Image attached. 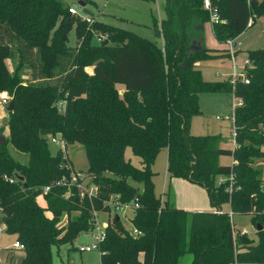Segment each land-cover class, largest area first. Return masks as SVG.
I'll use <instances>...</instances> for the list:
<instances>
[{
    "label": "trees",
    "instance_id": "obj_1",
    "mask_svg": "<svg viewBox=\"0 0 264 264\" xmlns=\"http://www.w3.org/2000/svg\"><path fill=\"white\" fill-rule=\"evenodd\" d=\"M210 1L221 19L212 24L219 43L238 37L252 13L263 12L254 0ZM68 9L60 0H0V92L7 91L13 102L9 136L0 146L1 222L24 247L20 264H52L53 248L72 246L94 227L96 213H109L115 204L129 205L137 234L114 214L99 245L100 264H180L185 255L191 256L189 264H230L234 259L264 264V229L256 231V242L248 236L233 242L227 213L175 208L170 187L164 201L156 197L152 172L156 157L166 150L169 179L204 188L213 210L227 205L234 215H251L255 227L263 226L264 173L254 164L264 157V50L248 52V84L208 83L197 64L218 54L205 47L200 30L210 21L203 0H165V20L151 26L162 48L110 25L88 26ZM99 28L108 33L107 42L94 46L92 31ZM72 29L76 40L69 46ZM13 47L19 67L29 70L33 82L53 83L24 85L17 73L10 74L5 61ZM202 93L242 100L233 111L234 150L222 149L218 136L191 135V120L202 113ZM62 102L63 115L57 109ZM56 134L83 147L86 174L96 188L93 196L81 199L73 188L65 198L66 188L57 185L70 172L62 156L48 150L45 136ZM9 145L26 161L14 158ZM127 150L139 159L138 168L126 160ZM221 156L237 164L221 165ZM231 174L232 192L228 181L216 185V177ZM44 186L51 190L43 208Z\"/></svg>",
    "mask_w": 264,
    "mask_h": 264
},
{
    "label": "rangeland",
    "instance_id": "obj_2",
    "mask_svg": "<svg viewBox=\"0 0 264 264\" xmlns=\"http://www.w3.org/2000/svg\"><path fill=\"white\" fill-rule=\"evenodd\" d=\"M61 3L69 8L76 11L77 17L81 21H85L86 16L82 9L79 7V2L85 3V9L93 14L91 23H87L91 26L95 23L100 25H110L112 27L120 28L129 32H132L150 42L156 44L158 47L162 46V39L157 38L153 35L152 24H160L165 20L164 5L165 0H60ZM252 0H247V2ZM255 5H260L263 12L256 14L253 12L251 18L252 24H250L238 37L235 39H228L227 41H235L236 46L233 49V59L231 58L226 43H219L213 36L212 23L209 21L206 23L204 28V40L206 48L214 52H225L229 57L221 56L210 61L200 63V69L202 72V78L205 82L215 83L224 82L229 80L232 83L233 70H236L238 75L248 72L249 67L244 70L245 63L248 60L247 55L250 51L264 50V0H254ZM262 4V5H261ZM219 18V17H218ZM221 21V19L219 18ZM94 32L91 38V44L98 46L104 43H98L99 39L108 38V33H104L103 28H99ZM75 32L74 29L69 34L68 44L69 46L75 45ZM7 69L13 70V73H17L21 79L22 84H52L53 82L41 81L33 82L30 73L26 67H19V54L15 48L10 49L9 56L5 61ZM18 68V69H17ZM234 68V69H233ZM90 72V69H87ZM119 90V89H118ZM6 92L7 91H1ZM0 92V93H1ZM121 93V91H120ZM9 95V93H8ZM10 97V96H9ZM238 99H235L233 94L224 93H202L199 95V106L201 115L195 116L191 120L190 133L193 136H206L215 135L220 138L219 146L222 149L230 150L232 147V134H233V103H237ZM242 102V100H241ZM58 113L63 115L65 110V103H60L57 107ZM8 113L6 108L0 106V129L3 131L0 138H8L9 130L7 127ZM235 127V126H234ZM264 132V127L261 128ZM47 141L48 150L52 156L60 155V146L53 143V139L62 140L65 144V152L67 154L68 161L71 163L70 166L76 172L82 175V186L90 188L92 180L87 177V158L83 147L79 143H67L64 139L56 134L55 136H45ZM11 155L22 161H26V157L19 155L10 145L8 146ZM260 150L264 152V146H261ZM126 160L138 168L139 159L134 157L130 150L125 153ZM154 162L153 170L155 171L154 181V192L156 197L165 200V196L168 192L169 186L171 185L165 172L167 170V156L165 152H160ZM219 164L230 163L228 156H221L218 159ZM254 166L259 168L264 173V157L255 160ZM216 177L215 183L219 184V179ZM171 187V186H170ZM172 201L174 202L175 197L179 203L188 207L189 209L205 210L209 211L210 204L204 188L191 184L185 181H178L177 186L171 187ZM39 202L44 205L45 200L39 197ZM223 211H229V207H224ZM133 211L129 208L121 207L119 210L112 208L110 210V216L117 215L124 228L129 232L132 229L130 219L133 216ZM78 215L77 213L73 216ZM107 215L104 213H97L96 224L102 228L106 225ZM251 215H235L234 223L237 228L246 229L249 232V238L254 242L257 241L256 227L252 223ZM264 228V222H263ZM97 231L84 232L79 235L73 245H64L59 249H52V264H100L101 252L99 250H92L91 252H85L83 249L95 242ZM16 242V237L6 234L5 232L0 233V264H20L24 257L22 250L16 249L13 245ZM74 247V248H72ZM191 261L190 255H185L180 264H189ZM241 264V263H240ZM244 264V263H242Z\"/></svg>",
    "mask_w": 264,
    "mask_h": 264
},
{
    "label": "built area",
    "instance_id": "obj_3",
    "mask_svg": "<svg viewBox=\"0 0 264 264\" xmlns=\"http://www.w3.org/2000/svg\"><path fill=\"white\" fill-rule=\"evenodd\" d=\"M203 9L206 10L207 12H209V14H210V22L212 24L219 20L216 9H212V7H211V1L210 0H203ZM68 12H69L70 15H73V16L77 15L76 11L74 9H72V8H69ZM84 20L87 23H89V24L92 22L91 18H89L87 16L84 17ZM250 24H252V20L251 19L249 20L248 26ZM103 40L107 41L106 39H99L98 43H101ZM235 46H236V42L235 41H227V43H226V47L228 48L229 54H230L232 59H233V55H234L233 54V49H234ZM246 67L247 68L250 67V63H249L248 60L245 63L244 70L246 69ZM231 78H232V83L233 84L236 81H241V82H243L245 84L249 83V78L247 76V71H246V73L238 75L236 73V70L234 69ZM235 99H236V97H235ZM237 99H238L237 103H233V111H234L235 108L242 106L241 99H239V98H237ZM10 101L11 100H10V97H9L8 93H6V92H1L0 93V106L1 107L6 108ZM232 136H233V139H234V142H235L236 128L234 126H233V134H232ZM61 141L53 139V143H56L57 146H60V149H61V154L60 155L62 156L63 160H65L67 162L66 165H65V168L67 170H69L70 174H69V177L62 176L60 178V180H58L57 185L66 188L65 198H68L71 195V189H73V188H75L76 190L79 191V193H80L79 194V198H81V199L83 198L84 194H87L88 197L93 196L95 191H96L95 186L92 185L90 188H86V187L82 186V184H81V181L83 179L82 175H80L79 173H76L72 169V167L70 166V163H69L68 158H67V154L65 152V144L63 142H61ZM235 148H236V144H235L234 149ZM236 164H237V162L233 160V163L231 164V166L236 165ZM234 179H235L234 175L231 174L228 178H224L223 181H220L219 184H221V183H223L225 181H228L229 182L228 191L232 192V190L235 189ZM8 182L10 184H13L15 182V180L14 179H8ZM50 190H51V186H44L41 189L40 198L42 200H44V197L50 192ZM115 205H116L115 206V210L116 211L119 210V206H117V204H115ZM124 208L131 209L129 207V205L124 206ZM134 208H138V205L136 203L134 205ZM212 212L214 214H218V215L223 214V213H227L228 214V216L230 218V222H231V232H232L233 242H235V239L238 236H248L249 237V232L246 229L237 228L235 226V223H234V216L235 215L233 214L232 211H230V209H229V211L213 210ZM96 218H97V213L95 214V225L91 229V232L96 230L97 231V236H96L95 242L93 244H91L89 246H86L83 249V251H85V252H91L92 250H99L100 251L99 245H100L101 242H103V240L105 238V228L104 227L100 228V227L97 226ZM1 219H2V209L0 207V233H3V232H5L6 227L1 222ZM255 233H256V230H255ZM132 234L136 235L137 232L134 230L132 232ZM13 247L16 248V249L22 250V251L24 249V247L22 245H20L19 243H17V242H15ZM230 264H238V262H237L236 259H234L233 262H231Z\"/></svg>",
    "mask_w": 264,
    "mask_h": 264
},
{
    "label": "crops",
    "instance_id": "obj_4",
    "mask_svg": "<svg viewBox=\"0 0 264 264\" xmlns=\"http://www.w3.org/2000/svg\"><path fill=\"white\" fill-rule=\"evenodd\" d=\"M206 25V24H205ZM205 25H204V27H203V33H204V28H205ZM203 36H204V34H203ZM204 44H205V40H204ZM163 47V40H162V46L160 47V48H162ZM205 47H206V44H205ZM14 48V47H13ZM225 52H227V51H224V52H214V53H216V54H218V58H220L221 56H223V54H225L226 55V53ZM225 57V56H224ZM197 66H198V68L200 69V63H198L197 64ZM87 69H90V72L88 73V74H92V68H87ZM87 69H86V71H87ZM8 71H9V73L10 74H13V70H9L8 69ZM29 71V70H28ZM201 71V70H200ZM30 73V72H29ZM201 74H202V72H201ZM118 89L121 91V92H123V87L122 86H118ZM233 125V124H232ZM234 147H235V142H234V139H233V136H232V147H231V149L230 150H233L234 149ZM161 152H165L166 153V156H167V151L166 150H163V151H161ZM157 158V157H156ZM230 158V163H228V164H224V165H229V166H231V164L233 163V158L232 157H229ZM156 162V161H155ZM222 165V164H221ZM153 166H154V164L152 165V172L154 173V176H153V179H154V177H155V171L153 170ZM165 175H167V177H168V179H169V176H168V173H167V170H166V172H165ZM181 179H169V182H170V186L172 187V186H177V183H178V181H180ZM224 180V178L223 177H221L220 179H219V182L220 181H223ZM181 181H184V180H181ZM185 182H187V181H185ZM153 183H154V181H153ZM154 186H155V184H154ZM169 186V187H170ZM170 187V188H171ZM206 192V191H205ZM207 195V194H206ZM207 198H208V196H207ZM162 200V199H161ZM175 201L173 202V204H174V206H175V208H178V209H181V210H184V211H187V212H191V213H202V212H204V213H210V212H212L213 211V209L210 207V209H209V211H205V210H196V209H189L188 207H186V206H184V205H182V204H180L179 203V201H178V199L175 197V199H174ZM209 201V200H208ZM39 205L41 206V207H45V203H44V205H41L40 204V202H39ZM228 207L227 205H224L223 207H222V209L221 210H224L223 208L224 207ZM104 214H108L107 215V220H106V225L104 226V228H106L107 226H108V224L111 222V220H112V215L110 216V212L109 213H104ZM116 217H117V215H115ZM119 218V217H118ZM120 219V218H119ZM121 221V220H120ZM264 229V228H263ZM91 231V230H90ZM129 231V230H128ZM133 231V228L130 230V232H132ZM132 234V233H131ZM77 240V239H76ZM75 240V241H76ZM74 241V242H75ZM72 248H74V247H72ZM101 258V257H100ZM10 261V260H9ZM9 261H7L6 263H9V264H11V262H9Z\"/></svg>",
    "mask_w": 264,
    "mask_h": 264
},
{
    "label": "water",
    "instance_id": "obj_5",
    "mask_svg": "<svg viewBox=\"0 0 264 264\" xmlns=\"http://www.w3.org/2000/svg\"><path fill=\"white\" fill-rule=\"evenodd\" d=\"M79 7L82 9V11H83V13L87 16V17H89V18H93L94 16H93V14L92 13H90L89 11H87L84 7H85V3L84 2H79ZM201 31L203 30V28H201L200 29ZM107 41H105V43H106ZM191 52L192 51H195L196 50V47H191ZM123 92H121L120 94H122ZM12 109H13V102L12 101H10L9 102V104H8V106L6 107V111L7 112H11L12 111ZM5 144V142H4V139L3 138H0V146H2V145H4ZM116 220H119V218H118V216L116 217ZM263 230V226H261V225H259V224H257L256 225V231L257 232H259V231H262Z\"/></svg>",
    "mask_w": 264,
    "mask_h": 264
}]
</instances>
